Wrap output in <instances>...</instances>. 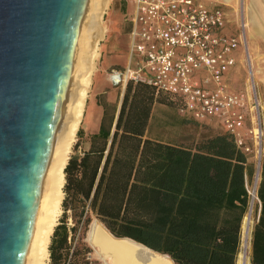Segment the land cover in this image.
<instances>
[{
  "label": "trees",
  "instance_id": "trees-1",
  "mask_svg": "<svg viewBox=\"0 0 264 264\" xmlns=\"http://www.w3.org/2000/svg\"><path fill=\"white\" fill-rule=\"evenodd\" d=\"M124 87L117 115L103 105L87 150L71 156L63 170L48 264H94L85 243L94 220L114 238L132 240L173 264H236L251 200L247 156L223 132L190 145L148 139L153 108L176 105L145 84L127 81ZM260 165L249 264H264V161Z\"/></svg>",
  "mask_w": 264,
  "mask_h": 264
},
{
  "label": "water",
  "instance_id": "water-1",
  "mask_svg": "<svg viewBox=\"0 0 264 264\" xmlns=\"http://www.w3.org/2000/svg\"><path fill=\"white\" fill-rule=\"evenodd\" d=\"M80 2L0 0V264H21Z\"/></svg>",
  "mask_w": 264,
  "mask_h": 264
},
{
  "label": "built area",
  "instance_id": "built-area-1",
  "mask_svg": "<svg viewBox=\"0 0 264 264\" xmlns=\"http://www.w3.org/2000/svg\"><path fill=\"white\" fill-rule=\"evenodd\" d=\"M132 1L127 68L124 74L112 71L111 83L145 84L168 96L181 117L216 120L235 148L260 166L264 145L255 90L235 94L224 84L239 45L225 33V11L208 8L203 0Z\"/></svg>",
  "mask_w": 264,
  "mask_h": 264
},
{
  "label": "bare ground",
  "instance_id": "bare-ground-1",
  "mask_svg": "<svg viewBox=\"0 0 264 264\" xmlns=\"http://www.w3.org/2000/svg\"><path fill=\"white\" fill-rule=\"evenodd\" d=\"M214 1L227 6L234 3L233 0ZM107 3L108 0H81L79 4L69 57L59 88L61 92L57 109L46 135L38 168L21 264L49 262L50 236L61 214L63 170L70 158L75 136L86 109L93 69L99 57L98 45L105 34L100 20L107 10ZM254 201L255 199L242 225V253L237 264H248L247 252L250 249ZM87 236L94 256L101 264H172L167 257L155 255L132 242L114 240L100 223L92 224Z\"/></svg>",
  "mask_w": 264,
  "mask_h": 264
},
{
  "label": "rangeland",
  "instance_id": "rangeland-1",
  "mask_svg": "<svg viewBox=\"0 0 264 264\" xmlns=\"http://www.w3.org/2000/svg\"><path fill=\"white\" fill-rule=\"evenodd\" d=\"M233 2L232 6H224L225 4L219 6L225 11L228 18L229 23L226 27V34L239 40L238 49L234 56L236 61L235 68L227 74L224 84L227 85V89L231 93L235 94L249 93L250 87L254 88L256 99H258L261 108L264 145V0H233ZM203 3L208 8L216 7V5L208 0H203ZM218 3L222 4L221 2H217L216 4ZM107 6V10L100 20L101 28L105 34L98 45L99 57L95 62L89 86L90 89L85 103L86 109L82 117V123L78 128V131L82 132V144L78 152L73 153L71 150L70 157L79 156L81 149L87 150L88 139L97 132L100 125V119L103 115V105L108 106L110 114L116 111V115L121 106L123 87L122 85L114 86L108 80L112 71H119L118 66L115 65H125L129 46L127 34L131 28L130 20L134 13V5L132 0H108ZM243 26H245L244 29ZM135 62V60L132 62V70L134 69ZM106 66H109L108 69ZM150 119L151 121L146 133L147 138L172 146L190 145L199 142L204 137H210L222 132V130L206 127L205 125L209 123L208 120H188L181 117L174 107L165 105H156L152 110ZM77 134L73 147L78 141ZM262 161H264V151L259 165ZM247 165L253 172V177L246 181L248 196L251 199L249 208L253 199H255L252 210V231L259 215L257 209L258 201L255 198V193L259 183L258 180L256 181V178L258 176L259 179L261 165H256L255 159L251 155L247 156ZM86 237L85 243L92 252L89 257L90 260L94 264H101L96 260L94 252L86 242ZM250 251L251 249L247 252L248 261ZM241 253L242 248L240 250ZM239 256L237 262L239 261Z\"/></svg>",
  "mask_w": 264,
  "mask_h": 264
},
{
  "label": "crops",
  "instance_id": "crops-1",
  "mask_svg": "<svg viewBox=\"0 0 264 264\" xmlns=\"http://www.w3.org/2000/svg\"><path fill=\"white\" fill-rule=\"evenodd\" d=\"M208 1H211V3H213L214 5H216V6H222V5H224V3L223 4H216L217 2L216 1H214V0H208ZM224 6H226V5H224ZM225 33H226V30H225ZM126 58H128V54H127V57ZM127 60L128 59H126V62H125V65H115V66H118V68H119V71H117L118 73H120V74H124L125 73V70H126V68H127ZM108 67L109 66H106V68L108 69ZM115 72V71H114ZM116 72V73H117ZM109 82H110V79L108 80ZM123 89H124V87H123ZM206 127H211V128H214V129H218V130H221V128L219 127V124H218V122L216 121V120H209V123L208 124H206L205 125ZM250 247V246H249ZM250 249H251V247H250ZM249 249V250H250ZM250 253H251V251H250ZM248 264H249V261H248Z\"/></svg>",
  "mask_w": 264,
  "mask_h": 264
}]
</instances>
